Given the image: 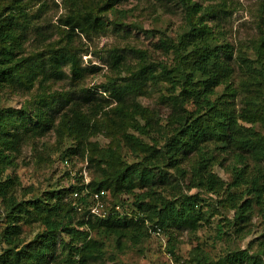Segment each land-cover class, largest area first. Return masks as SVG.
Masks as SVG:
<instances>
[{"label":"trees","instance_id":"trees-1","mask_svg":"<svg viewBox=\"0 0 264 264\" xmlns=\"http://www.w3.org/2000/svg\"><path fill=\"white\" fill-rule=\"evenodd\" d=\"M8 1L9 11H0V89L28 91L37 83L42 91L34 104L0 107V206L8 217L0 228V243L5 245L0 264H98L104 242L92 237V232L111 238L118 251L137 244L155 228L174 241V229L193 232L206 220L203 199L198 192L189 193L193 188L225 192L235 224L248 219L253 206L264 209V136L254 128L257 121L264 122V30L234 49L220 40L218 29L211 24L219 9L180 0L182 30L157 44L163 54L173 55L174 66L167 68L161 60L153 63L145 51H138L143 58L122 82L109 78L99 85V92L80 87L46 97L43 92L48 82L68 78V72L73 79L82 76L71 37L77 31L85 35L103 31L100 14L120 0H68L70 12L60 19L68 28L67 42L46 53L20 58L17 52L32 22L25 7L41 0ZM122 60L116 52L109 55V62L119 70ZM160 81L166 83L161 93L168 108L164 124L135 95L147 82ZM220 85L223 92L217 94ZM110 100L115 105L106 110ZM99 113L103 121L97 118ZM50 129L73 145L64 149L63 157L86 152L88 164L102 177L85 184L82 176H73L75 180L67 186L16 200L17 176L7 170L14 167L24 138L41 136ZM102 129L106 134L111 130V142L105 147L89 140ZM113 147L141 155L128 162ZM214 164L229 173V180L213 172ZM100 189L109 201L121 205V212L113 210L104 218L87 214L90 193ZM33 223L39 230L25 241L22 226ZM254 241L259 247L256 252H229L218 264H264V227ZM167 248L173 253V243ZM193 260L194 264H209L196 254Z\"/></svg>","mask_w":264,"mask_h":264},{"label":"rangeland","instance_id":"rangeland-1","mask_svg":"<svg viewBox=\"0 0 264 264\" xmlns=\"http://www.w3.org/2000/svg\"><path fill=\"white\" fill-rule=\"evenodd\" d=\"M81 1L85 3L96 0ZM196 1L202 5H214V11L220 10L211 24L215 26V30L218 29L220 40L230 43L234 49L242 47L251 39H256L259 30H264V0ZM8 4V0H0V11L3 13L9 11ZM113 8L100 14V19L104 23L103 31L91 32L88 35L77 31V35L71 37L72 49L78 50L79 53V64L83 68L82 76L73 79L68 72V78L48 82L44 86V96L52 95V92L77 90L80 87L94 88L99 92L101 91L99 85L109 78L122 82L143 58L138 51H145L153 63L161 60L167 68L175 65L173 55L163 54L157 44L164 37L174 38L182 30L185 21L180 0H120ZM25 11L31 16L32 22L25 29L24 42L17 52V58L34 55L37 52L46 53L67 42L65 31L68 28L60 19L70 12L68 0L33 1L25 7ZM112 52L123 56L120 70L109 62V55ZM251 52H248L250 57ZM148 82L147 85H143V90L136 92V98L148 112L157 116L164 124L168 108L162 101L161 93L165 92L162 83L165 85L166 83ZM231 85L235 86L236 83L232 81ZM41 91L37 83L28 91L2 88L0 107L28 106ZM216 92L222 93L223 85L218 86ZM234 101L238 108L240 105L238 96ZM114 105L115 103L111 101L105 109L108 110ZM97 118L104 120L101 113ZM254 128L264 136V122L257 121ZM109 132L106 134L102 129L89 140L96 142L100 147H105L111 142ZM69 145L73 146L71 141H61L53 129L41 136L22 140L16 152L15 165L7 170V172L12 170L17 176L16 200L30 198L56 186H67L75 180L73 176L80 175L82 179L88 181L101 179V173L88 164L86 152L83 155L73 153L67 157L62 156L64 149ZM113 148L128 162L136 160V156L141 155L139 151L136 155L126 147ZM64 158H67L66 162ZM227 160L223 164H226ZM212 170L223 180H229V173L218 164H214ZM194 192H198L203 199L202 208L206 214V220L196 231L176 228L173 231L174 241H169L167 234L150 233L137 244L122 251L116 249L111 238L92 232V237H98L104 242L103 259L98 264H194L195 254L199 258H207L209 264H218L229 252L247 249L249 253H254L258 250L254 236H257L264 227V209L253 206L248 219L235 224V212L230 208V201L225 192L213 194L194 188L189 191ZM6 220H8L6 212L0 206V228ZM38 230L36 223L23 225L22 238L28 241ZM58 243L57 254L60 252ZM169 243H173V253L168 251ZM4 247L1 242L0 252Z\"/></svg>","mask_w":264,"mask_h":264},{"label":"built area","instance_id":"built-area-1","mask_svg":"<svg viewBox=\"0 0 264 264\" xmlns=\"http://www.w3.org/2000/svg\"><path fill=\"white\" fill-rule=\"evenodd\" d=\"M83 182L86 184L88 180L84 178ZM73 196H77V192H74ZM113 210L121 212L122 207L118 202H114L113 200L109 201L107 199V194L104 190L100 189V190L93 191L90 193L88 201H87V212H88L87 214L90 217L104 218L110 212H113ZM125 213L129 215V213L127 212ZM151 233L156 234V235L161 234L158 228H155L154 230H152Z\"/></svg>","mask_w":264,"mask_h":264}]
</instances>
